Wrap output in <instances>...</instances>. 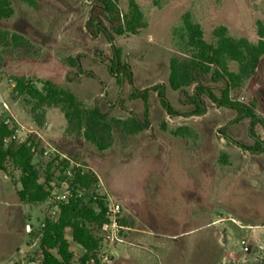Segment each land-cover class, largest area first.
I'll use <instances>...</instances> for the list:
<instances>
[{
	"label": "rangeland",
	"instance_id": "obj_1",
	"mask_svg": "<svg viewBox=\"0 0 264 264\" xmlns=\"http://www.w3.org/2000/svg\"><path fill=\"white\" fill-rule=\"evenodd\" d=\"M134 1L147 27L137 35L116 36L109 44L102 34L91 36L85 29L91 8L88 0H38L35 5L10 0L13 15L0 19V31L8 33L0 43V95L8 106L1 116L20 130L19 139L34 138L36 131L40 150L49 146L62 150L98 175L97 183L121 206V224L128 228L120 232L123 243L114 245L126 244L132 230L143 229L145 223L162 226L164 234L171 233L174 225L184 230L198 227L179 238L177 247L164 244L154 249L150 260L138 256L140 264H264V153L250 154L226 142L221 134L225 130L233 140L250 146L249 120L232 123L235 111L218 108L207 99L202 116H185L192 109L185 94L167 86L168 62L175 53L170 32L185 13L201 25L206 38L213 28L224 26L231 36L255 42V23L264 21V0ZM116 2L120 10H127L129 0ZM12 35L22 39L14 41ZM115 50L130 69L131 83L110 73L108 78L98 79L102 72L106 75ZM13 77L34 83L49 81L72 91L85 108L99 107L109 119L119 120H144L142 102L129 98L133 88L163 84L165 98L177 114L168 115L150 92V126L135 136L114 130L112 146H122L123 152L101 151L68 125L58 108H46L42 125L37 127L30 106L12 91ZM204 84L219 96L221 82L206 75ZM230 96L245 104L256 101L255 113L264 119V62L257 76ZM179 129L185 130L174 134ZM255 132L264 139L260 125ZM34 162L42 179L49 164L39 155L34 156ZM9 171L13 179L20 175L14 167ZM93 172L88 175L94 176ZM99 193L103 195L101 188L91 187L85 194L89 198ZM178 210L182 214L178 215ZM48 214L45 205L18 204L14 194L3 197L0 193V262H8L16 248L18 255L9 264L36 261L40 223ZM28 227L32 228L30 234ZM98 235L102 238L101 232ZM70 246L77 260L82 251L72 242ZM109 246L102 238L97 252L101 264H106L109 251H114Z\"/></svg>",
	"mask_w": 264,
	"mask_h": 264
},
{
	"label": "trees",
	"instance_id": "obj_2",
	"mask_svg": "<svg viewBox=\"0 0 264 264\" xmlns=\"http://www.w3.org/2000/svg\"><path fill=\"white\" fill-rule=\"evenodd\" d=\"M35 5L38 0H21ZM91 8L85 24L91 36L102 34L109 44L116 36L137 35L147 27L145 16L134 0H129L127 10L122 11L116 0H88ZM159 7V3H155ZM13 15L10 0H0V19H8ZM105 21V22H104ZM257 40L250 41L246 37H233L224 26L213 28L206 38L201 25L194 21L189 13H185L178 25L170 32L171 47L175 53L168 62L167 86L174 92L184 93L191 111L185 116H202L206 111L205 99L218 108H226L236 112L231 121L236 123L248 119L247 135L252 145L243 146L233 140L225 130H221L222 138L234 146L242 148L253 155L264 153V139H260L255 127L264 129V119L255 113L256 101L241 103L231 98L232 91L240 89L257 76L264 62V21L255 23ZM8 33L0 31V43L6 40ZM12 40H21L17 35ZM110 74L126 78L131 83V72L119 58V51H114V59L108 67ZM210 75L211 81L221 82L222 87L217 96L211 87L204 84V77ZM13 93L22 97L34 124L42 125L46 108H58L68 125L96 147L104 151L112 146L113 131L118 130L124 136H133L145 131L150 123L148 117V97L154 92L168 115L177 114L171 109L165 98L163 84L154 85L144 90L132 89L130 99H139L144 108V120L128 117L125 120L109 119L98 107L85 108L76 95L65 88L58 87L49 81L34 83L25 77H13ZM117 83H119L117 79ZM191 88V92L187 90ZM185 129L174 134L179 135ZM13 129H8L0 118V172L6 174L16 186V195L25 204L48 203L52 193L60 189L65 182L61 169L51 171V166L41 179L31 153L32 145L39 146L35 136L26 143L7 146L2 144ZM66 166V163H63ZM10 167L16 168L20 175L13 179ZM97 178L93 175L79 176L74 185L89 190ZM105 206L103 197L92 202L71 198L66 204L59 205L54 218H45L40 223L38 237V259L34 264H101L97 258L102 238L98 235L105 223ZM69 235V239L68 236ZM70 242L78 246L82 254L75 259Z\"/></svg>",
	"mask_w": 264,
	"mask_h": 264
},
{
	"label": "built area",
	"instance_id": "obj_3",
	"mask_svg": "<svg viewBox=\"0 0 264 264\" xmlns=\"http://www.w3.org/2000/svg\"><path fill=\"white\" fill-rule=\"evenodd\" d=\"M2 109L8 110V106L0 95V118H2L3 124L8 129H13V133L9 137H5L2 140V144L4 146H7L11 143H17L19 145L26 143L24 139H19L17 135L19 133V130L14 129L12 122L9 119H4L1 116ZM31 153L33 154V156L39 155L41 160L48 162V164L51 166L52 172L61 169V174L65 180V182L61 184L60 189L55 190L51 195V198L49 200V203L51 205V209L49 210L48 214L49 218H54L58 212L59 205L68 203L71 198H77L83 201L91 200L92 202H95L103 197L105 206V223L101 228V236L103 238V241L110 245H114L116 242L123 243L120 232L128 230V228L121 224V206L118 203L112 201L105 194H92V196L88 198L85 194L86 192H88V190L82 188L79 185H74V179L77 175L82 177L89 174V172L91 171L89 167L83 165L82 163L72 161L68 157L60 154L55 148L51 146L40 150L36 146V144H34L31 147ZM63 163H66L67 165L64 166ZM91 187L94 189L102 188L101 185L97 182L93 183ZM242 244H244L243 241ZM244 250H247V248H244Z\"/></svg>",
	"mask_w": 264,
	"mask_h": 264
},
{
	"label": "crops",
	"instance_id": "obj_4",
	"mask_svg": "<svg viewBox=\"0 0 264 264\" xmlns=\"http://www.w3.org/2000/svg\"><path fill=\"white\" fill-rule=\"evenodd\" d=\"M97 71L99 72V69H97ZM105 72H106V75L103 72L101 73V71H100L102 77L98 78L100 76H97V78L99 80H101L103 77L108 78L107 75L109 74V70H108L107 65L105 68ZM92 75L90 77L94 78L92 80H94L93 83L96 84L95 77ZM105 78H103L102 80H104ZM90 87H93L92 83L90 84ZM159 104H160V102H159ZM160 106H161V104H160ZM125 119H123V120H125ZM33 132H34L33 134H35L34 136H35L36 141L39 142V140H40L39 134L36 131H33ZM110 148H111V150H114V151L119 152V153H122L124 150V148L122 146H117V145L112 146ZM128 150H129V148H127V151ZM59 153L66 156V153L62 150H60ZM90 170H91V168H90ZM91 172H93V171L91 170ZM93 174L96 178L99 179L98 175L95 172H93ZM0 175H2V176H0V193H1V195L3 197H8L12 193V195L13 194L15 195V202L16 203L25 204V203L20 202V200L18 199V197L16 195V191H15L16 186L11 182V179L9 178V176L2 173V172H0ZM5 183L7 185H5ZM101 193L107 195L106 190L103 187L101 188ZM31 205H34V204H31ZM40 205H45L46 207L49 208V210L51 209V205L49 202L39 204V206ZM36 206H38V205H36ZM179 210H178V215L182 214L179 212ZM35 212H36V214H38V208L35 210ZM149 225L150 224L145 223L143 229H133L132 230L133 234L131 235V238L129 239V241L126 244H116L114 246L110 245L109 250L114 249V251H112V252L109 251L110 259L108 261H106V264H140V262H138V260L136 259L138 256L143 255V256H146V258L148 260H150L149 255H154L156 253V252H154V249L160 248L161 246H164V244H169V243L173 244L175 247H177V245L180 244V243H178V242H180L179 238H182L184 235H188V234L193 233V232L198 230V227L197 228L192 227L190 229L184 230V229H182V227H180V225H178V226L174 225V226L170 227V229H169V231L171 233L164 234V232H162V226L152 225V227H150ZM28 230H29V234H30L32 232V228L28 227ZM161 237H164V238L169 237L170 239H172V241L161 239ZM177 239H178V241H177ZM18 251H19V248H16V252H14L10 256L8 262H6V263L0 262V264H9L13 260V258L18 255ZM19 258H20V256H19ZM29 264H34V262H30Z\"/></svg>",
	"mask_w": 264,
	"mask_h": 264
}]
</instances>
